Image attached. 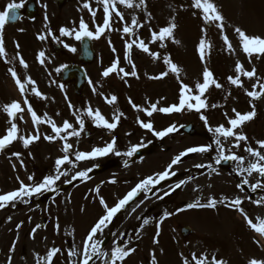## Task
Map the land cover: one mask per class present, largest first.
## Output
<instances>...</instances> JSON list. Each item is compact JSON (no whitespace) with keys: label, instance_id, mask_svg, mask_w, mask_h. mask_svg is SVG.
Wrapping results in <instances>:
<instances>
[{"label":"rangeland","instance_id":"rangeland-1","mask_svg":"<svg viewBox=\"0 0 264 264\" xmlns=\"http://www.w3.org/2000/svg\"><path fill=\"white\" fill-rule=\"evenodd\" d=\"M148 1L144 0V5L141 7H133L132 10L125 7L122 11L125 20L128 19L127 14L131 15L129 12L131 11L136 14L139 21L138 33L126 41L131 42V40H136L138 37L139 40H143L147 44L150 52L157 53L159 58L153 59L149 53L133 46V53L129 59L131 64L135 65L137 75L132 78V81L123 78L119 80L114 77L118 84L120 82V85L115 86L116 93L119 96L118 103L120 104L123 101L126 108L127 105L133 106V104L140 108H149L151 104H157L158 108L178 104L179 83L187 84L195 89L196 83L202 82V74L205 68L213 73L214 79L222 87L218 89L214 85L210 86L202 97L208 106L199 113L195 110L184 109L181 112L162 115V112L156 111L149 117L144 111L135 108L132 114L126 115V118L120 117L118 124L122 125L125 140L122 147H116V150L121 153L127 151L133 145L144 143L147 134L146 129L140 127L138 120L151 122L156 131L166 129L170 125H175L178 129L182 125L187 126L189 122L193 123L194 126L192 135L175 131L163 138H158L147 130L156 138V141H152L155 143L153 151L141 161V165L140 162L133 163L132 166L126 167V171L135 177L143 175L145 178L163 172L171 163L170 160L187 148L211 144L213 136L206 129L204 121L200 119L201 114L207 117L208 124L213 128L218 125L228 127V119L234 118L233 109L236 112L247 113L253 111L254 107V118L236 129L237 133H243L247 140L253 135L251 139L254 138V144L249 145L247 143L250 142L246 140L240 142L239 148H234L235 140L233 138L223 140L225 149H231L232 152L243 156L245 158L244 166L247 167L255 158L250 156L245 148L251 147L264 153V149H260L257 143L258 141H264V97L252 100L246 95L247 91L253 90L254 84L264 83V63L262 62L263 55L257 56L254 54L249 57L243 52L235 29L238 27L251 36H264V33H262L264 31V0H214L224 17V35L229 38L232 51L227 50L221 32L215 24L206 25L199 10L191 7V0H168L164 3H158L156 4L157 13H151L147 9L149 7L147 5ZM10 2L19 3L20 0H0V11ZM36 3L43 15L51 17L54 13H57L52 0H36ZM133 3L134 5L138 4L139 0H134ZM186 3L191 8L188 13L184 12ZM65 13L70 17L74 15L71 9H69V12L63 9L58 14L64 15ZM37 22H41V16ZM126 23L127 21L125 26H127ZM169 23L175 24L172 37L164 41V47H161L159 41L153 43L151 40L152 32H158L161 27L168 26ZM29 29H32L33 32L36 30L34 27ZM202 29L205 31L202 32ZM13 30L10 27H5L4 31L0 33V38L5 41V43L3 42L4 47L9 50L11 46L13 49L16 45L21 44V41L15 40L16 32ZM114 30V26L110 24L109 31ZM123 34L122 32L121 46L125 44ZM202 38L212 45L203 62L197 51L198 43ZM176 41L179 43H176ZM117 42H111L110 48L113 49L119 46ZM16 51V49H13V52L11 50L12 56L16 59V66H11L8 62L9 65L3 64L0 68V107L13 101L19 102L24 111L18 114V117L13 121L18 126L19 135H35L38 132L40 138L27 148L24 147L21 140L17 139L5 149L0 150V194L18 189L21 181L25 184L35 182L37 177L42 175L45 168L50 173H54L56 159L64 155L61 151L64 141L59 138L53 141L44 139L45 136L55 134L47 123L34 125L31 115L27 111V105L24 104V100L27 99L32 109L40 117L44 112V115L47 114L52 119L57 107H49L47 111L44 108L40 109V105L41 103L55 105L53 100L50 101L51 88H54L55 84L51 85L46 71L42 68L38 71L39 76H36L30 67L21 66ZM165 56L169 57L179 67V74L169 72L163 78H151L158 77L161 73L168 71V66L164 63ZM2 61L3 57H0V63ZM238 61L243 65L245 71L255 69L256 73L253 78L241 76L242 87H236L228 81L229 76L234 77L236 75L235 65ZM10 68L14 70L18 68V77L22 80L30 77L35 81V86L45 98L35 96L31 92V86H28L27 91L22 95L9 72ZM94 71L96 82L100 84L101 88L103 82L100 70L96 67ZM107 89V85H105L104 94L107 93ZM257 90L259 89L257 88ZM132 93H134V97L136 95L137 99H134ZM106 98L104 97V100ZM130 100L132 103L129 102ZM192 103H195V101H192ZM92 104L97 106L105 119L112 122L113 116L116 114L112 106H102V97L101 100L94 99ZM212 105H217V107H212ZM93 110L97 109L94 108ZM122 119L124 123L127 122V125L123 124ZM129 126L135 130V136L131 133ZM9 127V117L3 110H0V136H3ZM73 127L75 128V126ZM77 130H79V127H77ZM75 138L83 143L79 146L82 148H79L72 141L73 137L68 140L73 145L70 159L74 162L76 151L85 152V149L92 150L94 147L100 146V143L98 146H88L82 131L80 136ZM131 140L133 141L132 144L129 142ZM111 141V138L106 136V144ZM243 146L244 148H242ZM13 153H19V158ZM226 154H228L227 151ZM112 155L118 157L113 153L107 156ZM216 156V146L213 144L212 150L209 152L188 154L182 158L183 166L180 163L178 164L179 168L173 166L176 175L184 167L192 168V173L194 169H197L199 174L186 183L187 190L184 189V184V188L177 191V194L163 195L173 183L185 180V176L176 177L175 175L156 185L151 191L153 192L152 196L147 195L146 198L145 194L141 192L136 198L143 210L140 220L135 216L133 220H128L127 217L135 212L132 210L134 208L133 204L130 203L119 212L120 214L117 213L116 217L120 218L118 223L122 221V224L116 229L117 233L115 231V235H112V238L102 248L103 255L97 257L93 264H104L105 257L111 256L114 246L124 247L126 250L134 249L123 261H117V264H145L146 262L153 264V260H155V264H184L185 258L188 259L189 264H194L192 260H189V254L193 253L197 258L204 256L208 261H211L215 257L217 260L225 261L226 264H239L240 260L248 262L244 259L247 255H250L251 259H260L261 255L264 256V244L251 238L250 231L247 228L243 231L244 236L242 235L247 242L244 244V241H242L243 250L237 251L234 247L230 234L237 237V233L232 226L238 225V227L244 228L246 223L244 216L237 215V211H233V207L226 205L229 201L235 199L236 195L241 194L242 191L237 185L243 181V178L237 176L236 184H234L233 180L228 178V174L217 166H214L215 171L210 173V177L207 174L203 176L202 170L205 167L198 168L196 165L206 166L208 163L212 164L213 161L215 162L214 158ZM96 160V162L101 161V159ZM84 164L83 161L82 163L79 162V166L74 170L73 168L70 169L69 164L63 165L62 170L65 168L66 170H64L68 172L65 180L71 179L77 172L85 170ZM70 166L72 167V165ZM15 167L18 168L17 171H15ZM228 168L235 170L237 162L232 161ZM47 175H49V172L48 174L45 173L44 176ZM29 176H33L34 181H29ZM125 179L117 180L115 175L107 172L106 176L96 175L86 180L77 179L76 185L68 189L64 195L58 194L44 204L38 203L37 195H34L24 198L27 203L16 201L0 208V264H38L40 257H45L46 253L53 248L60 249L53 257V264H81L84 258L83 242L91 227L104 214L100 198L102 197L108 206H114L131 188L125 185ZM113 180L115 183L111 182ZM247 180H257L264 184V180L262 181L261 176L255 172ZM97 187H99L98 194L95 191ZM200 187L203 188L200 192L203 194L199 200L201 204L208 202L209 198L218 201L213 211L211 209L206 210L203 207L188 208L183 204L184 200H187L189 204L195 203L197 197L191 196L190 193L194 191V188L200 189ZM121 190L124 191L120 192ZM187 191L189 194L185 196ZM161 195L164 197L163 199L158 198ZM222 198H224V203H219ZM241 200L242 203H245V200ZM145 206L147 208L144 210ZM254 206L257 205L254 204ZM240 207L243 208L242 205ZM168 208L173 211L176 210V212L170 219V225H167V223L162 225L164 213ZM181 209L183 210L180 211ZM256 211L264 215V206L258 207ZM249 214L248 217L252 219L251 213ZM43 215L46 216L47 222L44 226H41L40 220ZM252 215L255 218L256 213L253 212ZM143 216H145V219L151 220V223L144 225L141 222L144 220ZM18 224L19 228L17 227ZM37 225L40 227H37ZM158 225L159 229L157 228ZM180 227H188L191 232L184 231L186 235L181 237ZM126 228H128V235L130 236H124ZM229 228L232 229L229 230ZM34 229L35 231H33ZM157 231H159V235H157ZM106 235L107 230H104L102 236L97 234V238L102 240ZM132 236L133 238H131ZM70 251H74L75 255L69 256Z\"/></svg>","mask_w":264,"mask_h":264},{"label":"snow or ice","instance_id":"snow-or-ice-1","mask_svg":"<svg viewBox=\"0 0 264 264\" xmlns=\"http://www.w3.org/2000/svg\"><path fill=\"white\" fill-rule=\"evenodd\" d=\"M98 3L103 5V12H104V19L102 26H97L95 31L89 30L88 24L85 23L83 19L80 20L79 28L78 29H71L68 28H60V35L61 36H74V39L77 41H81L84 38L88 39H99L100 36L106 31L110 30V22L112 20V14L114 13L116 17H119L121 20H123V14L118 11L117 5H123L126 8H133V7H141L144 5V0H139L138 4L133 3V0H97ZM25 5V0H20L19 3L17 2H10L6 5V7L0 11V33H2L5 29L6 24L9 22V20H17L19 17L17 16V10L23 8ZM191 7L199 10L202 20L204 23L207 24H215V26L220 30L221 36L224 42V45L227 47V50L232 51V44L229 41V38L227 35H224V17L219 11L218 7L214 3V0H191ZM83 8L88 9L89 12L92 14L93 17H95V11L90 7L89 3L85 2L83 4ZM132 27L125 26L123 28V33L126 35H132L134 27L138 26V22L135 17L132 18ZM175 28L174 23H169L168 26L161 27L158 32L153 31L151 40L152 42H160L161 47H164V41L166 39H169L173 35V30ZM205 31L202 29V32ZM235 32L237 33L240 41L241 48L245 54H247L249 57L252 55L261 56L264 55V37L260 36H249L247 35L243 30L240 28H236ZM51 35V32L48 33ZM40 40H44L45 36L40 35L38 37ZM176 43H179L176 41ZM135 46L136 48H139L140 50L149 53L153 59H158V54L154 52H150L147 44L143 40H139L137 37L136 40H133L131 42L125 43V59L129 60V63H131L129 59V51ZM17 47H19L17 45ZM64 47L67 48L71 52H75L76 49L74 47H70L67 44H64ZM212 45L209 41L202 38L197 46V51L200 55V59L203 62L206 58V54L210 51ZM115 51V49H113ZM44 52H40L38 54V59H41V62L43 63V57ZM0 57H6V52L4 48L3 39L0 38ZM17 58H19V63L23 67H27V64L23 60L22 57L19 56V53H17ZM5 62H9L6 60ZM164 63L168 66V71L163 72L158 77H151L154 79H160L169 74V72L179 74L180 69L179 67L171 61V59L167 56L164 57ZM119 61L114 60L111 65L104 70L102 75L104 77H108L113 72L122 73L123 76L131 75L135 77L137 75L135 70V65H132V71L131 72H125L123 68L118 67ZM56 71H60V69H56ZM9 72L11 73L13 79L15 80L18 89L20 90L21 94L24 95L27 91L28 86H31V92L40 98L43 97V94L37 89L35 86V81H33L30 77H26L23 80L18 77L17 72L10 68ZM235 73L236 75L229 76L228 81L230 84L236 86V87H242V81L241 76L253 78L256 73L255 69L252 71H245L243 65L238 61L235 65ZM123 76L121 78H123ZM215 86L216 88H221L222 85L219 84L213 77V73L208 70L207 68L204 69L202 74V82H197L195 85V89H192L189 85L181 83L180 84V91H179V102L178 104H172L167 107H161L158 108L157 104H151L149 108H140L139 106L133 104V107L136 108L139 111H144L145 114L149 117L153 115L154 112L159 111L162 113H173V112H181L184 109L188 110H195L196 112H201L202 109H205L208 105L206 104L205 99L202 97L204 94L208 91L210 86ZM257 88L259 90H257ZM246 95L249 96L252 100L259 99L261 97H264V83H258L253 85L252 91H247ZM117 100L116 96H111L110 98H106V102L109 104H114ZM192 101H195V103H192ZM130 103L131 100L129 101ZM24 104L27 105V111L31 115L32 122L34 125H39L42 123H47L51 129L52 132L55 135L52 136H45L44 139L53 141L57 138L64 141L61 151L64 153V155L60 158H57L55 161V172L52 175H47L42 178L40 181H36L30 184H25L23 181L20 182V186L18 189L0 194V208L6 207L9 203H14L16 201H21L24 203H27V200L24 199L25 197H32L34 195H42L44 192L47 191H54V185L62 176H67L68 172L65 170H62V166L65 164L72 165L73 168L76 167L75 162L80 161H87V160H94L99 157L107 156L110 153H113L117 156L124 155L126 157H132L134 153H136L139 150V147H142L143 145H133L131 146L126 152L121 153L116 150V139L113 138L111 142H108L103 147H94L90 152H84V151H76L74 154V160L75 162L70 159V155L72 154L71 150L73 148V145L68 142L70 137H79L81 131L84 128V120L82 119L83 115H87V117L91 118L96 126L103 127L108 130H114L117 127L118 121L120 119V116L123 115L122 113L117 112L114 114L112 122H109L105 117L101 114V112L97 110H93L92 108H87L80 112V115H76V123L79 125V130L75 129L73 125L68 122L67 120L63 122L62 125L58 126L51 118L47 116V114L44 115V117H40L31 107V105L28 103V100H24ZM69 107L71 108L72 105L70 104ZM212 107H217V105H212ZM0 110H3L7 116L9 117V124L10 127L6 129V132L3 136H0V150L5 149L8 145H10L13 141L19 139L23 142L24 147H28L31 143H33L35 140L39 139V133L35 135H28V136H22L19 135V129L15 122H13L17 117L18 114L22 113L24 111V108L21 107V104L19 102L13 101L9 104H5L2 107H0ZM80 111V110H77ZM234 112V118L228 119V127H225L224 125H218L215 128L211 127L208 124L207 117L203 114L200 115V119L204 121L206 129L212 133L213 139L211 144L208 145H201V146H195V147H189L184 152L180 153L179 155L175 156L171 163L165 168L163 172L156 173L153 176H148L144 179H142L139 183H137L130 191H128L123 198L119 199L114 206L109 207L105 200L101 197L100 198V204L104 208V214L99 217V219L94 223V225L91 227L90 231L87 234L86 239L84 240V258L81 261V264H89V261L92 260L94 256H100L103 255L100 250V246L103 243V240L97 238V234H100L101 236L104 233V230L108 228L109 224L113 221V218L116 216L117 213H119L122 209L125 208L126 205L129 204V202L133 201L141 192L145 194V197L147 198L148 192L152 191L156 185L160 184L162 181L169 179L171 176H175L176 173L173 171V166L179 164L182 162V158L184 156H187L191 153H207L210 150H212V145L214 144L216 146L217 156L214 158L215 162L219 164L221 161L227 162V161H235L237 162V169H235L237 175H241L243 173H247L248 176H251L252 173H258L261 177H264V153L257 149H253L251 147L245 148V151L252 157H254V161L250 162L247 167L244 166V157L239 156L238 154L231 151V149H225L223 140H227L228 138H233L235 140V143L233 144L234 148L240 147L241 141H246L247 137L243 133H237L236 129L240 128L243 124H245L247 121L251 120L255 116V109L253 107V111L247 112V113H240L236 112L235 109H233ZM22 119V117H20ZM140 124V127L152 132V134L158 138H163L170 133H173L177 131V128L175 125H170L166 129H163L161 131H156L153 127V124L151 122H143L138 120L137 121ZM260 149H264V141H258L257 142ZM226 151L228 154H226ZM13 155L17 156L19 158V153H13ZM128 162L125 161V166H127ZM93 167H98V165H94ZM198 168L205 167V165H196ZM207 167L212 168V165H207ZM93 170V168H87L83 171L77 172L75 175L72 176L71 180L66 181V183H71L72 180H86L89 178V173ZM213 171H215V168H212ZM29 181H34L33 176L28 177ZM112 183H115V181H111ZM187 181L181 180L175 185H172L168 191L164 192V196L170 195L172 192H174L176 189L181 188L182 185H184ZM243 185H248V180L245 178L242 182ZM238 188L241 187V184L237 185ZM264 187V184H261L259 181H257L256 184H251L250 188L252 191H256L257 188ZM195 190V189H194ZM97 194L99 193V187L95 190ZM159 199H163V196L158 197ZM142 203V202H141ZM218 201H216L214 198H209L207 204H201L199 199L196 200L195 203H190L187 205L188 208H195V207H215ZM219 203H224V198H222ZM256 204H262L264 203V198H261V200L254 201ZM242 204V200L240 198H235L228 202L226 206L228 207H234L238 211L241 212L242 215H244L245 221L249 224L251 228H253L256 232L260 233L261 235H264V220L259 221V225L254 224L253 221L244 213L243 209L240 207ZM139 207V205H137ZM181 209L180 211H182ZM135 211V209H133ZM170 213L165 212L164 217L166 218L169 216ZM149 223L148 219L143 220V224L147 225ZM19 227V225L17 226ZM37 227H40L37 225ZM159 229V225L157 226ZM35 231V229L33 230ZM115 235V234H113ZM157 235H159V231H157ZM156 241L154 240V243ZM115 244V241H114ZM60 251V249L53 248L50 249L45 257H40L38 264H53V257ZM134 251V249H125L124 247L120 246H114L111 256L105 257L104 264H117V261H123L125 257L129 256L130 253ZM75 255L74 251L69 252V256ZM191 260L194 262V264H226L223 260H217L215 257L212 258L211 262L207 260L206 257L201 256L199 258L196 257L195 253L192 254ZM153 264H155V260H153ZM184 264H189V261L187 258L184 259ZM248 264H264V260L252 258L249 259Z\"/></svg>","mask_w":264,"mask_h":264},{"label":"flooded vegetation","instance_id":"flooded-vegetation-1","mask_svg":"<svg viewBox=\"0 0 264 264\" xmlns=\"http://www.w3.org/2000/svg\"><path fill=\"white\" fill-rule=\"evenodd\" d=\"M93 0H67L62 4V6L57 7V9H66V12H69V9H71L74 12V15L70 17V15H54L51 19L48 17H43L41 19V24H39L37 21L33 20H21V22H18L17 24L10 26V27H17L14 32H16L15 39L21 41V44H19L17 47L18 53L20 57L23 58L25 63L27 64V67L31 68L32 72L36 74V76H39V72L43 68L47 70L48 68L54 69V76L56 79V75H58V71L56 69H60L62 67V63H64V59L66 57L68 58L69 51L67 48L64 47V44L69 45L70 47L74 43V36H61L60 35V28H68L71 29H78L79 23L82 17H90V12H88V9L83 8V4L85 2L89 3L90 7H93ZM97 14H99L98 11H96ZM96 23L98 21H93L92 24H90L89 30L94 31V27H96ZM30 27L36 28L35 32L32 31V29H29ZM107 31V30H106ZM106 31L104 33H106ZM51 32V35L48 33ZM14 35V33H12ZM30 34V35H29ZM40 35H44L45 39L40 40L38 37ZM95 43V42H94ZM6 55H8L10 50L8 48ZM40 52H44L43 63L41 62V59H38V54ZM25 59H24V57ZM29 56L30 59H29ZM12 57L10 56L9 59ZM30 64V66H29ZM26 67V68H27ZM50 75V73H49ZM251 184H256L255 182H251ZM248 187V186H247ZM249 188V191L252 192L251 188ZM258 189H256L257 191ZM255 191V192H256ZM246 198L248 199V202L256 201L255 199L258 198L261 200V198H264V191H261L259 194L255 195L254 197L250 198L248 193L244 192ZM150 195V194H149ZM138 204V202H136ZM256 204V203H255ZM139 205V204H138ZM264 206V203L261 204ZM144 206V205H143ZM246 207V206H245ZM137 207V210L139 213H141L142 216V208L140 209ZM248 208V206H247ZM146 208L144 207V210ZM233 209H235L233 207ZM145 219V216H143ZM147 218V217H146ZM148 219V218H147ZM252 220L256 222L259 225L260 220H264V215L259 214L258 211H256L255 218L252 217ZM116 229V228H115ZM192 254H189V257H191Z\"/></svg>","mask_w":264,"mask_h":264},{"label":"water","instance_id":"water-1","mask_svg":"<svg viewBox=\"0 0 264 264\" xmlns=\"http://www.w3.org/2000/svg\"><path fill=\"white\" fill-rule=\"evenodd\" d=\"M27 1H28V3H29L30 12H32L33 9H34V6H33V0H27ZM32 6H33V7H32ZM33 14H34V11H33Z\"/></svg>","mask_w":264,"mask_h":264}]
</instances>
